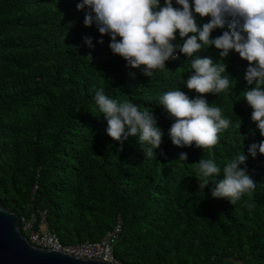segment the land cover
Instances as JSON below:
<instances>
[{
	"label": "trees",
	"instance_id": "trees-1",
	"mask_svg": "<svg viewBox=\"0 0 264 264\" xmlns=\"http://www.w3.org/2000/svg\"><path fill=\"white\" fill-rule=\"evenodd\" d=\"M79 2L0 0V203L18 218L44 212L62 245L97 242L119 220L112 245L118 264H264V156L248 151L264 137L243 101L248 62L231 51L222 74L229 88L205 97L231 122L219 142L204 150L177 147L167 135L174 119L159 97L180 89L195 98L184 86L190 60L177 52L165 69L142 75L112 53L110 36L84 25ZM209 19L197 16L200 24ZM227 30L226 24L211 36ZM180 41L177 33L174 43ZM200 55L220 59L214 46ZM100 88L154 111L165 135L153 157L144 158L138 136L121 145L106 134L93 99ZM182 152L187 162L177 161ZM242 152L256 182L250 194L232 205L211 197L213 183L199 189L201 158L222 170Z\"/></svg>",
	"mask_w": 264,
	"mask_h": 264
},
{
	"label": "clouds",
	"instance_id": "clouds-1",
	"mask_svg": "<svg viewBox=\"0 0 264 264\" xmlns=\"http://www.w3.org/2000/svg\"><path fill=\"white\" fill-rule=\"evenodd\" d=\"M80 0L77 10H86L84 25L95 24L101 37L110 36L109 48L114 55L126 61V66L137 69L151 78L154 71L165 69L166 61L177 52L190 60L191 75L185 81L189 90L197 93L189 98L183 91L171 90L159 97L162 106L174 123L167 133L173 145L197 149H212L219 142V134L230 127V120L222 115L220 107L210 106L206 95H218L229 88L230 81L223 62L231 51L248 62L243 93L252 109L251 121L264 137V0ZM200 18L209 17L200 24ZM228 30L216 38L211 33ZM177 33L181 38L174 43ZM119 37V39H117ZM92 47V39L85 38ZM98 43H103V39ZM207 46V47H206ZM214 46L220 59L201 57V53ZM230 75V74H229ZM95 104L107 122L106 134L121 145L130 137L138 136L144 158H151L162 144L165 135L158 126L154 111L129 101L119 102L109 98L103 88L95 91ZM241 125L239 126L240 129ZM251 135H255L250 130ZM252 157L264 156V140L252 143L248 148ZM188 154L182 152L177 161L187 162ZM247 156L238 154L223 169L213 159L201 158L197 163L199 189L210 183L213 199H227L232 205L240 202L256 186L247 170ZM223 179L217 182V177ZM245 206H249L246 200Z\"/></svg>",
	"mask_w": 264,
	"mask_h": 264
},
{
	"label": "water",
	"instance_id": "water-1",
	"mask_svg": "<svg viewBox=\"0 0 264 264\" xmlns=\"http://www.w3.org/2000/svg\"><path fill=\"white\" fill-rule=\"evenodd\" d=\"M0 264H107L31 245L22 235L19 218L0 203Z\"/></svg>",
	"mask_w": 264,
	"mask_h": 264
},
{
	"label": "built area",
	"instance_id": "built-area-1",
	"mask_svg": "<svg viewBox=\"0 0 264 264\" xmlns=\"http://www.w3.org/2000/svg\"><path fill=\"white\" fill-rule=\"evenodd\" d=\"M35 190L36 186L32 188V194ZM19 225L22 235L37 248L60 251L75 257L98 259L107 264H118L112 255V245L121 230L119 220H116L114 226L97 242L76 245L59 243L56 236L48 230L44 212L31 213L28 217L19 218Z\"/></svg>",
	"mask_w": 264,
	"mask_h": 264
}]
</instances>
